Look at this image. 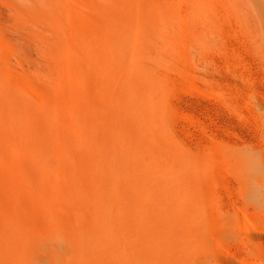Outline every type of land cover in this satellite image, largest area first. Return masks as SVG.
Returning <instances> with one entry per match:
<instances>
[{
  "label": "rangeland",
  "instance_id": "1",
  "mask_svg": "<svg viewBox=\"0 0 264 264\" xmlns=\"http://www.w3.org/2000/svg\"><path fill=\"white\" fill-rule=\"evenodd\" d=\"M154 1L157 9L159 10V12L162 11L161 15H163L149 21V25H155L153 27L150 26L155 32L153 39L150 40L151 54L149 53L148 56L144 55L142 50L134 47L129 48L126 53L118 51L120 50L119 48H117L119 47L118 39L124 35V31L120 30L121 26L117 24V22L104 24L103 27L106 30L108 29V31L114 36V40L108 44H101L94 49V53L95 55H97L96 57L103 59L102 64H100L96 73H92L91 70L86 73L78 66L79 59L77 58L79 57L75 49L69 46L67 37L64 38L66 39L64 40L62 38L65 37L64 35L57 34L55 33V31H50V29H48L49 26L48 24H46V18H48L47 13L49 11H52L50 10L51 6H49L48 0H0V49H4V51L8 49L7 51H10L9 54H11L12 51H14V54L18 53L14 55L12 52L13 58L9 57L10 59L8 60V62H6L7 64L3 60H0V145H4L5 143H7L4 146H0V155H2V158L5 159L0 161V166H5L7 168L5 169V167H0V181H2L0 182V189L3 190V188H5L3 192L6 191L5 193H3L2 190H0V195H4V198L0 196V201L3 199H7L6 204L5 202H0L3 206L5 205V207L3 208L8 209V207H10L8 206V203L12 204V207H15L13 206V204L19 199V197L25 199V196H20V191L23 195H26V198H28L29 196H31L30 199H32L33 197L35 199L38 198L36 200L38 204L43 205L44 203L42 204L43 201L40 197L43 192L41 190H46V185H53V183H55L54 185H56L57 183H59L60 178L57 177V174L58 171H60L61 167L59 166L60 162H57L56 160H50L43 156H47V151L44 148H46V146L50 144L49 142L51 140L50 137L44 134L45 131L34 133V131L32 130V126L24 122V120H22V116H20L19 113L17 117L12 119H9L8 115L4 113V109L10 102L4 100L3 97L2 99L1 96H6L9 93H16L18 95L20 94L19 96L24 103L29 102L27 104L30 105L33 109L36 120L38 118L37 121L40 125L42 124L44 126L47 132L55 131V128L58 127L65 133H68L69 131V127L66 124H64V126L62 124L52 126L51 124H48L47 118L56 120L58 115L61 113V103L67 104L69 106V109L71 110L75 104L74 98L76 92H85L82 94H88L90 92V94H93V96L91 95V97L92 99H94V103L90 104V106L93 107V112L96 114V117L98 119L102 118L99 119L98 122L101 128V136L100 142L97 140V138L92 140L91 138H89V144L86 146V151L88 152V155L89 153H93L92 156H95L94 158H92V163H94L96 159L98 160V162L101 161V157L97 156L101 155V152H104V154L108 158H111V160H117L118 162L112 167V170L107 171V166L104 163L101 162L99 163V165L92 164L91 159L88 157L83 167L89 174H97L98 170H102V176L105 182L109 183V181H112L115 184H119V187H117L123 193V197L119 199L113 192L109 191L106 196V201L112 205H118L119 207L115 208L117 210H127L128 220H132L131 218L134 216L131 215V217L130 213H133L135 211L138 215L142 213L141 207L134 208L129 205L126 206L123 202H126L131 196V194L126 195L124 193V189L129 188L132 191L131 185H134V182L131 183V180L134 178V176H137L138 179L144 178L141 173H134L133 170H130L129 166H126L125 161L127 159H131V157L138 155L141 152L140 146L142 145V143L140 139H146L145 136H147L141 124L145 117V109L147 110V118H150L151 120L156 119L159 121V123H161L164 131L167 133V138L165 137L163 142L165 145V151L167 153L169 152V155L177 162L179 160V147L181 145L183 146L184 144L186 145V142L190 148L193 147L191 148L193 150L190 149L191 155L196 156L202 153L201 151L205 150L202 148L203 144H201L200 142L205 143L203 145L205 147H213L217 148V150L221 147V150L225 148L224 145L231 143L234 140L237 141L238 139V142H240L239 140L244 141V137L246 136V134L250 135L251 132H253L251 129H249L251 128L249 126L253 123V121L256 120V118L257 121H261V119L259 118L261 117V115L264 116V0ZM188 1L190 2L188 3ZM39 3L41 4L39 5ZM187 5V10H185ZM41 8L44 10H42ZM41 10L43 13L41 12ZM179 10H181V15L179 14ZM190 12L193 13L191 14ZM4 29L6 31H3ZM4 34H6L7 36H5ZM165 34L166 36H164ZM62 40L65 41V43L67 42V44L62 43ZM20 41L23 43L21 44L25 46L24 48H26V50L30 52V55H28V57L25 59L28 61H24L21 64L18 61V58L20 57H17V55L22 56L23 53H19L22 52L18 51L20 49L19 47L16 48L17 43L20 44ZM169 44H171V46H169ZM63 45L67 46L63 47ZM55 48H58V51ZM151 49L153 53L151 52ZM26 56L22 58L24 59ZM161 56L164 57L163 60H161ZM62 57L64 58L63 62ZM149 57H151L152 62L150 61ZM141 59L144 60L156 74L157 70L163 68L164 71L161 69V72L157 74L158 77L163 75V77L165 76V78L169 79H166L167 82H165V78L161 79L160 77L158 81V88L160 89H158L157 92L153 94L154 96L152 95V93L150 94L147 89H140L139 91H137L136 88L139 85L138 82H129L126 81V79H123L121 76H118V73L120 72L119 68H121L119 63L120 61H126L127 67L134 69L137 60ZM158 59L160 60V64L164 61L162 65L159 64ZM57 61L61 65V67H59L61 69L58 68L59 70H61V74L58 76H56L58 73L55 74V70L57 69ZM109 61L113 62L115 65H111ZM4 65H6V68ZM105 68L107 69L105 70ZM154 68L156 69V71ZM31 71H34V73H32ZM52 74L55 75L52 76ZM61 77L64 79H62ZM82 80L86 83V85H88L86 88L82 86ZM53 81H55V85L53 84ZM59 83H61V85ZM51 84L53 85V87L56 86V89H53V87L49 88V86L51 87ZM62 85H66V89ZM29 87L33 89L29 90ZM45 88L47 90H45ZM13 89L16 92H14ZM49 89L50 91H48ZM52 89L54 90L53 92L51 91ZM67 89L70 90L68 91ZM38 93L42 96H45H39ZM51 94L58 95L53 96ZM68 95L70 97H68ZM57 96H59V98ZM40 97L43 98L41 99L43 100V103H41L42 101L40 100ZM38 99L40 101H38ZM145 103H151V105L147 106ZM70 105L72 106L70 107ZM2 106L4 108H2ZM50 108L52 110H50ZM252 112L255 114V116L254 114H252ZM34 116L32 115V117ZM250 117L253 118L251 119ZM198 118H201L200 120H203L204 125L203 126L198 123L199 125L197 126V128L200 131L195 126L197 124L196 121H200ZM250 119L253 121H251ZM10 121L14 123V127H9ZM245 121L247 123H250L248 124L249 126H247V128H245V124H247ZM200 123H202V121ZM20 124L23 125L21 126ZM201 127L203 129H201ZM4 129L7 130V133L3 134L2 131L6 132ZM246 129H249L250 132L248 130L247 133ZM207 131L211 132V136ZM202 132L204 133V135H202ZM212 134L215 137L211 138L213 136ZM1 135H5V137L2 138ZM34 135H38V138H36V136ZM249 135L247 137H249ZM204 136L207 137V141L205 140V142H203L204 140H202ZM220 138L224 139L222 140ZM6 139L7 141L10 140L13 146H11L9 142L6 141ZM38 139L40 142L39 146L35 143ZM197 139L201 140L197 141ZM3 141H5V143ZM24 141L25 144L23 143ZM196 141L198 143H196ZM199 144H201V146L198 149ZM188 146L186 145L184 147L188 148ZM10 149L12 150L10 151ZM19 153H22L23 156L19 155ZM7 154L9 156H7ZM15 155L19 157H16ZM175 157H177L178 159H175ZM13 158L16 161H14ZM41 158H46L45 160L46 162H48V165H45L44 163L46 162L43 161V165L41 166V168H39L42 163H39L40 165L37 164V166H35L36 164H34V161H36L35 163L42 162L43 159ZM7 159H11V161L9 162ZM18 160L19 162H17ZM30 160L32 161V163ZM12 162H17L13 163L14 165L16 164V166L18 165L17 169H24L25 171L26 168V171L28 172L25 171V173L29 175L28 177L23 179V176H20V172L18 173L16 171L17 173L13 174L14 176L16 174L17 182L14 181L16 177H10L13 179L12 181L15 182L16 187L20 188H16L14 185H12L13 183L9 184L11 187L14 186L13 191L16 192V198H14V195H12L15 192L11 194V187H8L4 182L7 174L11 175V172L9 173L8 171L13 170L15 172L12 166ZM22 162L23 166L25 167L21 166ZM1 163L5 165H2ZM19 163L21 164L19 165ZM118 163L120 164L114 171V168ZM53 164L55 165L53 166ZM51 167H53L54 170H52L53 168ZM196 167L194 173H196ZM3 170L7 171V174L6 172H1ZM42 170H44L45 172H48L50 170L48 172L49 174L44 173L49 175L46 177L47 179L43 176L44 174ZM38 171L40 174H37ZM220 171L224 174H220ZM220 171L217 178H219V180L221 178L222 182H224L223 184L225 188H220V184L217 185L216 188H214V191H216L215 195L217 194L219 196V198H217L219 200H217L215 198L216 196H214L211 199L208 198V202L206 199L201 197L198 203L199 209L197 211V218L199 221L211 223L213 213L219 216L221 215L220 219L223 221L221 222L233 228V234L217 232L214 235V238L210 237L208 250L206 252L207 257L204 258V264H264V250H255L256 246H261H258L256 242L245 239L243 231L247 226V228L250 227L249 230H253V226L250 225V223L253 222L254 225L256 224L254 226V230H261V221L264 218L263 214L260 212L258 213V211H256L255 208L253 209V207L251 206L246 207V209L248 210L244 209L243 203L240 202L241 200L238 191L239 189L236 188L237 185L232 171H230L227 167L221 168ZM2 173H4L5 175L3 174V176ZM226 174H228L229 176ZM37 175L39 176L37 177ZM18 176H20V178ZM49 177L54 180H50L51 178ZM28 178H32V181L30 180L31 185L34 184L33 186H35L36 184H38L41 185V187L36 185L34 189H32L33 186L30 187L28 184L29 182L27 184H23L24 182L29 181L27 180ZM56 179H58V181H55ZM219 180L216 179L218 183H221V181ZM194 182H196L195 174H193L191 177V183ZM232 182L236 186L233 185ZM2 183L6 187L2 186ZM231 185L232 187H234L231 188ZM117 187L114 188L115 192L117 190ZM16 190H19V192ZM35 191L36 193L38 191L41 192L40 194L37 193V195H39L37 196V198L34 193ZM7 192L10 194H7ZM234 192L236 193L235 195ZM228 193H230L231 196V193H233V195L236 196L237 199H235V197L233 196L231 197ZM12 197L13 199H15V202H13L12 199L11 201L9 200ZM222 200L224 203L222 202ZM226 200H228V202L231 201L229 202L230 204ZM220 202H222L224 205H220ZM236 202L239 204L237 205ZM216 203L217 206L215 207V205L213 204ZM12 207L9 208L10 212L12 211L11 214H6L9 217H11V215L15 211V208L11 209ZM219 207L221 209L220 212L218 209ZM5 211L9 212L8 210H4L2 212L5 213ZM58 211L61 213L60 207L58 208ZM177 212L178 205L176 203V200H170L169 207L166 213L167 216H165L166 219H169L170 216L177 214ZM245 213L247 218L250 220V223H244ZM248 213L250 215H248ZM255 213H258V217ZM3 215L6 216L5 214ZM253 215H255V219ZM7 216L4 217V221L6 223L0 222L1 224L5 223L6 225H8V220L6 221V219L8 218ZM1 220H3V218ZM5 224H3V226H5ZM259 224L260 226H258ZM237 233L243 234L240 235ZM261 245L263 248L264 244ZM216 249H218L217 254L218 252L221 253V255L218 254V258H214L215 256H211V254H213L214 250ZM257 252H259V255H257ZM260 252L263 254V256L262 254H260ZM223 253L225 255L227 254L225 256L226 258H224Z\"/></svg>",
  "mask_w": 264,
  "mask_h": 264
},
{
  "label": "bare ground",
  "instance_id": "2",
  "mask_svg": "<svg viewBox=\"0 0 264 264\" xmlns=\"http://www.w3.org/2000/svg\"><path fill=\"white\" fill-rule=\"evenodd\" d=\"M189 2L190 1H188V3ZM48 3L49 6H51L50 10L52 11H49L47 13V17H48L46 18L47 22L46 21L44 22L48 24L49 26L48 29H50V31H55V33L57 34L64 35L65 37L61 36L63 39L67 37L69 46L75 49L79 57L77 58L79 59L78 66L86 73L89 72V70H91L92 73H96L98 71V67L100 66V64H102L103 59L96 57L97 55H95L94 49L100 46L101 44H108L114 40V36L108 31V29L106 30L103 27L104 24L117 22V24L121 26L120 30L124 31L123 33L124 35L118 39L119 47L117 48L120 49L118 51L126 53V51H128L129 48L134 47L142 50L143 54L148 56V54L150 53V40L153 39L155 33L151 28L155 25L153 26L149 25V21L154 20L163 15V14L161 15L162 11L159 12V10L157 9L154 0H100V1L99 0H48ZM40 4L41 3H39V5ZM187 7L188 5L186 6L185 10H187ZM180 11L181 10H179V14L181 15ZM3 31L6 30L4 29ZM4 35L7 36L6 34ZM164 36H166V34ZM21 43L22 42L20 41V44L17 43L16 46V48L17 47L20 48V49L18 48L19 49L18 51H22L19 53L21 54L23 53L22 56L17 55V57H20L18 58L20 64L23 63L24 61H28L25 59L28 57V55H30V52L26 50V48H24L25 46L22 45L23 43L22 44ZM62 43L67 44V42L65 43V41L63 40ZM65 46L63 45V47ZM169 46H171V44H169ZM7 50L4 51V49L2 50L0 49V60H3L5 63L8 62V60L11 57L13 58V54H14V51L11 50L13 54L12 52L11 54H9L10 51ZM56 50L58 51V48ZM24 56L26 57L23 59L22 57ZM102 57H106V56H102ZM149 58L151 61V57ZM163 58L164 57H162L161 60H163ZM63 61L64 58L62 59V62ZM159 61L160 60L158 59V62ZM163 62H161V64L159 62V64L162 65ZM109 63L113 66L115 65L111 61H109ZM119 63L121 68H119L120 72L118 73V76H121L123 79H126V81L129 82H138L139 85L136 88L137 91H139L140 89L143 90L147 89L150 92V94L152 93L153 95L155 92H157L158 89H160L158 88V81L160 77L162 79L165 78V76L163 77V75L160 76L159 74L160 77H158L157 74L161 72V69L163 70V68L161 69L159 68L160 70H157V74H156L153 71V69H151L149 65L142 59L137 60L134 69L128 68L126 65V61H120ZM59 65H60L59 62L57 61V69L61 67V65L60 66ZM64 65H63V70H64ZM4 66L6 68V65ZM57 69L55 70L56 71L55 74L58 73L56 76L61 74V70H59L61 68H59L58 70ZM106 69L107 68H105V70ZM32 73H34V71ZM55 74H52V76ZM166 79L168 78H165V82H167ZM54 82L55 81H53V84ZM59 84L61 85V83ZM75 85H79V84H75ZM82 86L86 88L88 85H86V83L82 80ZM52 87L53 85L51 84V87L49 86V88ZM55 87L56 86H54L53 89H56ZM28 89L31 90L33 88L29 87ZM47 89L45 88V90ZM53 89L51 90L52 92L54 91ZM13 91L16 92L14 89ZM48 91H50V89ZM82 93H78V92L75 93V98H74L75 104L71 110L69 109V106L67 104L61 103V113L58 115L57 118L53 117L56 118V120L47 118L48 124H51L52 126L54 125L56 126L60 124L64 126V124H66L69 127L68 133L61 131L62 129L60 130L58 127L55 128V131L47 132L44 126L42 124L40 125L39 122L37 121L38 118L36 120L33 109L31 108L30 105L27 104L29 102L24 103L21 97L19 96L20 94L18 95L16 93H9L6 96H1V98L3 97L4 100L10 102L8 106H6V108L4 109V113L8 115L9 119L17 117L19 113V115L22 116V120H24V122L32 126V130L34 131V133L35 132L40 133V131L42 132L45 131L44 134L50 137L51 140L49 142L50 144H48V146L44 148L47 151V156L45 155L43 156L50 160H56L57 162H60L59 166L61 167H60V171H58L57 174L58 175L57 177L60 178L59 183H57L56 185H54L55 183H53V185L50 184L49 186L46 185L45 186L46 190H41L43 192L40 197L41 200L43 201L42 204L44 203L43 205H39L38 202L36 201L38 199L37 196H39L37 195V193L40 194L41 193L40 191H38L37 193L36 191L34 192L37 199H35L34 197L30 199L31 196L29 197L27 196L28 198H26V195H23L22 192L20 191L21 193L20 196L21 195L22 197L25 196L24 197L25 199L20 198L19 195H18L19 199L16 202L15 199H13V197L9 199L10 201L12 199L13 202H15L13 204V206L15 207H12V204L8 203L9 204L8 206L12 207L11 209L15 208V211L13 212L11 217H9L6 214L7 213L8 215L9 213L11 214L12 211L10 212L9 210L10 207L6 209L3 208L5 207V205L3 206L1 204L3 202H5L6 204L7 199L5 200L3 199L4 201L3 200L0 201L1 202L0 213L4 210L9 211V212L5 211V213L2 212L1 213L2 215L0 214V218L1 219L3 218V220L0 219L1 223L5 222L4 217L6 216L8 217L6 219V221L8 220L7 223L8 225L5 224L6 222L3 223L5 224V226H3V224L0 223V264H204V258L207 257L206 252L208 250L210 237L214 238V235L217 232H223L225 234L226 233L233 234V228L222 223L223 221L220 219L221 215L219 216L213 213L211 218L212 219L211 223H205L204 221H199L197 218V211L199 209L198 203L201 197L207 200L208 198L211 199L212 197L216 196L215 198L217 199L219 198V196L217 194L215 195L216 191H214V188H216L217 185L219 184H220V188L222 187L225 188L223 184L224 182H222L221 178L220 180L219 178H217L220 169L225 167H227L233 173L237 185L236 188L239 189L238 191L241 200L239 201L243 203L244 209H246L247 206H251L253 207V209L255 208L256 211H258V213L259 212L262 213L264 217V116L261 115V117L259 118L261 119V121H257V118L255 121H253L251 120L253 117L252 118L250 117L251 118L250 120L253 121V123L250 126L248 125L250 123L249 122L247 123L245 121L247 123L245 124L246 125L245 128H247V126L251 127L249 129L253 131L251 132L252 135L244 133L246 134V136L244 137V141L239 140L240 142H238V139L237 141L232 139L234 141L224 145L225 147L224 149L220 150L221 147L218 150L217 148H213V147L208 148L203 146L205 143L200 142L201 144H203L202 148L205 150L204 151L200 150L202 153L193 156L191 155V150H193L191 148L193 147L190 148L186 142L188 148L184 147L186 146L185 144L179 147V152H178L179 157L177 155L179 160L177 162L174 160V158H172L169 155V152L167 153L165 151V145L163 142L165 137L167 138V133L164 131V128L162 127L161 123H159V121L156 119L151 120L150 118H147V110L145 109L144 110L145 117L141 122V124L146 132L147 135L145 136L146 139L145 138L140 139L142 143V145L140 146L141 152L138 155L131 157V159H127L125 161L126 166H129L130 170H133L134 173H141L144 178L138 179L137 176H134V178L131 180L132 181L131 183L134 182V185H131L132 191L129 188L124 189V193L126 195L131 194V196L126 202H123L126 206L129 205L134 208L141 207L142 213L139 215L137 214L136 211L130 213V216L131 215L134 216L133 217L131 216L132 220H128L127 210H117L115 208L119 207L118 205H112L106 201V196L109 191L113 192L116 195V197L119 199L123 197V193L118 188L119 184L117 183L115 184L112 181L111 182L109 181V183L105 182V180H103L102 170H98L97 174L96 173L89 174L85 171V168L83 167L88 157L91 159V163H92V158L95 157L92 156L93 153H89L88 155V152L86 151V146L89 144V138H91V140L97 138V140L100 142L101 128L98 122L99 119L102 118L98 119L96 117V114L93 112L94 110L93 107L90 106V104L94 103V99H92L91 97V95L93 96V94H90V92L89 93L87 92L88 94H82ZM58 94H54V95L51 94V95L55 96ZM39 96L42 95L39 94ZM42 97H40V100L43 99ZM57 97L59 98V96ZM68 97L70 96L68 95ZM40 100L38 99V101ZM41 101H42L41 103H43V100ZM146 105L150 106L151 103ZM71 106L72 105H70V107ZM2 108L4 107L2 106ZM50 110L52 109L50 108ZM253 112L252 114H254ZM32 115L34 117H32ZM201 121L202 123H200ZM196 122H197V124L195 125L196 128L199 124L203 125V120ZM13 125L14 123L10 121L9 127L10 126L14 127ZM20 125L22 126L23 124ZM202 127L201 129H203ZM249 129H246L247 133ZM5 131L6 132L2 131L3 134L7 133V130ZM207 132L211 136V132L210 131ZM202 135H204V133ZM248 135L249 137H247ZM37 136L36 138H38ZM205 136L203 137L204 139L202 138V140H204L203 142H205L207 138ZM1 137L4 138L5 135L4 136L1 135ZM213 137L215 136L213 135L211 138ZM198 140L201 139H197V141ZM197 141L196 143H198ZM3 142L5 143V141ZM7 142H9L11 146H13L10 140ZM23 143L25 144V141ZM35 143L36 145L39 146L40 145L39 139ZM6 144L7 143H5L4 145ZM201 144H199L198 149L201 146ZM4 145L1 144L0 146H4ZM28 146H32V145H28ZM11 150L12 149H10V151ZM19 155H22V153H19ZM7 156L9 155L7 154ZM97 156L101 157V161L98 162V160L96 159V161L92 164L99 165V163L102 162L107 166V171L112 170V167L118 162L117 160H111V158H108L104 154V152H101V155H97ZM177 157H175V159H178ZM0 158H2V155H0ZM41 159H43L42 162L35 163L36 161H34V164H36L35 166H37V164L39 163H42L41 165L39 164L40 165L39 168H41V166L43 165V161L46 162L44 158ZM1 160H5V159L2 158L0 159V161ZM8 161L10 162L11 159H9ZM14 161L16 160L14 159ZM17 162H19V160ZM17 162H12V164ZM23 162L22 164L19 163V165L21 164V166H23ZM46 163L44 164L48 165V162ZM119 164L120 163H118L115 166L114 171L117 169ZM54 165L55 164H53V166ZM12 166L15 172L13 170L8 171L9 173L11 172L10 174L12 176L8 175L7 171L5 170L1 171V172H6L7 174V176L4 179V182L8 187H11L9 184L12 183H13L12 185L16 187L15 182H17L16 181L17 177L16 174L14 176L13 173L20 172L21 174L20 176H23V179L29 176L25 173V171L27 170L26 168L24 171V169H17L18 165L16 166V164L15 165L13 164ZM0 167H5V166H0ZM195 167L197 169L196 173H194ZM5 169L7 168L5 167ZM37 170H41V169H37ZM52 170H54V168ZM42 172L43 174L48 173L45 172L44 170H42ZM3 174L4 173H2V175ZM37 174H40L39 171ZM48 174H44L43 176L46 178L47 176H49ZM193 174L196 175V182L191 183V177ZM220 174L223 175L224 173L221 172ZM20 176L18 177L20 178ZM38 176L39 175H37V177ZM10 177L12 178L16 177V179L14 180L15 182L12 181L13 179ZM216 179L221 181L222 185L220 182L218 183ZM27 180L29 181L24 182L23 184H27L29 182L28 184L30 187L34 185V184L33 185L30 184L32 178H28ZM50 180H54V179L51 178ZM55 181H58V179H56ZM2 186L5 185H3L2 183ZM14 186H12L13 188L11 187L12 189L10 188V190L12 191L11 194L15 192L13 191ZM35 186H33L32 189H34ZM38 186L41 187V185ZM115 187H117L116 192L114 191ZM233 187L231 185V188ZM3 190H5V188H3ZM16 191L19 192V190ZM8 192L7 194H10ZM217 192H218V188H217ZM228 194L230 195V193ZM231 194L233 197H235V199H237L236 196H234L236 194L235 192L234 195L233 193ZM12 195H14V198H16V192ZM0 196L4 198V195H0ZM173 199L176 200V203L178 205V212L177 214L170 216V218L168 217L169 219H166L165 216H167L166 213L169 207V202L170 200L173 201ZM207 201L209 202V200ZM226 201L228 202V200ZM222 202H220V205L223 206L224 202L223 203ZM238 204L239 203H237V205ZM213 205H215L216 207L217 203ZM59 207L61 209V213L58 211ZM218 209L220 212L221 210L220 207ZM258 213H255L256 216L258 215ZM3 214H5L6 216H4ZM248 215L250 214L248 213ZM253 216L255 219V215ZM244 221H245L244 223L246 222L250 223V220L247 218L246 213L244 215ZM261 222H262L260 227L261 230L259 231L254 230V226L256 225V224L254 225V222L250 223V225L253 226L252 228L253 230L251 229L249 230L250 227L247 228L248 226L245 227L243 230L245 239L256 242L258 246H261V247L256 246L255 250L256 249L264 250V246L262 248L261 245L264 244V218ZM258 226H260V224ZM217 250L218 249L214 250L215 253L213 252V254H211V256H215L214 258H218V256L221 255V253L219 252H218L219 255L217 254ZM260 254L262 253L260 252ZM226 255L224 254V258H226L225 257ZM257 255H259V252H257Z\"/></svg>",
  "mask_w": 264,
  "mask_h": 264
}]
</instances>
